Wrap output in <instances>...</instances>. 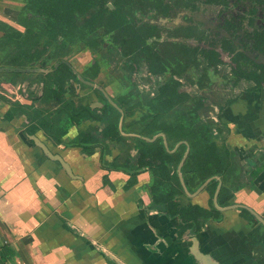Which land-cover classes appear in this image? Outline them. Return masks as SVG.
Here are the masks:
<instances>
[{"label":"crops","instance_id":"obj_1","mask_svg":"<svg viewBox=\"0 0 264 264\" xmlns=\"http://www.w3.org/2000/svg\"><path fill=\"white\" fill-rule=\"evenodd\" d=\"M2 14L12 25V11ZM18 77L0 73V264H201L192 252L194 241L199 254L216 264H264V99L240 101L222 114L239 187L228 206L213 200L220 213L201 219L199 231L179 236L178 219L152 205L150 173H140L131 184L116 168L135 158L130 139L108 141L100 155L99 147L84 152L78 139L99 134L96 121L76 123L61 114L53 130L35 129L49 116L51 103L19 98ZM39 88V83L29 87ZM17 102L41 113L36 119L8 116ZM254 108L261 109L259 115ZM175 202L178 208L210 207L206 185Z\"/></svg>","mask_w":264,"mask_h":264},{"label":"trees","instance_id":"obj_2","mask_svg":"<svg viewBox=\"0 0 264 264\" xmlns=\"http://www.w3.org/2000/svg\"><path fill=\"white\" fill-rule=\"evenodd\" d=\"M109 1L114 2L27 0L22 7L25 15H20L18 19L19 24L24 28L23 32L0 22V73L9 75L13 72L8 71V68L22 69L33 65L39 70L32 73L24 72L22 80L29 77L28 82H32L21 90V94L34 101L46 100L51 103L50 109H52L47 113L49 116L42 119L38 127L36 123L35 129L53 130L54 119L61 114L68 115L69 119L76 123L86 119L103 123L104 127L99 134L95 136L82 134L78 138L84 152L91 153L94 148L99 147L100 155H103L102 150L105 148V145H101L100 138L113 141L118 136L119 113L107 101L95 110L92 107L76 106L72 100H65L63 96L66 92V84L74 75L65 67V63L61 60L62 56L76 45L94 49L97 44L94 34L101 25L108 33L123 34L127 31L128 34L131 33L130 37L136 34L128 39L122 37L118 40L122 54H125L126 50L137 53L146 50L148 61L158 56L146 38L137 33L138 31L130 29L121 18L116 16L118 11L109 9L106 4ZM151 32L150 30L148 33ZM192 49L198 50L197 47ZM207 51H201L206 64L209 66L220 64L216 52ZM55 59L60 60L58 66H50V61ZM48 68L51 71H46ZM172 73L175 74V71L173 70ZM231 73L232 77L237 74L233 68ZM199 80L205 78L200 76ZM33 83L40 85L35 92L29 89ZM160 95L161 109L155 108L154 101L150 103L153 107L151 127L142 131L140 136L133 138L137 152L135 158H130L122 167L116 168L129 175L131 184L137 181L140 173L144 171L150 173L152 179L148 187L152 205L157 207L159 213L178 219L177 231L181 236L188 230L199 231L203 220L220 213L213 204L219 183L221 186L216 194L217 204L221 207L230 204V199L239 187L234 185L236 153L226 143L229 132L227 127L223 124L222 129L219 127L221 125L214 127L207 116L203 118L197 113V108L185 109L183 102L188 95L175 89L171 81L162 85ZM4 98L5 101L8 100ZM236 99L237 97L234 96L226 99V102L219 106V112H223ZM121 103L127 105L122 100ZM57 104L58 107H55ZM174 106L178 107L180 115L187 112L193 114L186 118H164L163 114ZM29 108L20 102L14 103L8 110V116L20 113L34 118L30 115ZM35 112L41 113L37 110ZM204 184L209 193V209L191 204L178 208L175 202L178 197L193 193Z\"/></svg>","mask_w":264,"mask_h":264},{"label":"flooded vegetation","instance_id":"obj_3","mask_svg":"<svg viewBox=\"0 0 264 264\" xmlns=\"http://www.w3.org/2000/svg\"><path fill=\"white\" fill-rule=\"evenodd\" d=\"M111 1L114 2L106 3L109 9L118 11L116 16L146 38L158 56L148 61L146 50H140L139 53L126 50L122 54L118 40L122 37L128 39L131 33H108L101 25L94 34V40L97 41L94 49L76 45L61 60L74 75L66 84L63 98L72 100L76 106L95 110L105 101L109 102L119 113L117 137L134 141L133 138L151 127L153 107L150 103L154 101L155 108L161 109L160 89L169 81L175 89L188 95L183 102L185 107L188 105L185 109L197 108L198 114L203 118L207 116L216 128L221 125V129L222 124L227 127L222 122V114L232 105L252 98L264 99V0H213V3L205 0ZM19 15L20 12L13 20L21 29L15 28L14 22L12 25L2 19L0 22L23 32ZM150 30L152 32L149 34ZM202 50L216 52L220 64H206ZM77 52H88L90 57L89 64H85L81 71L71 62V58L80 54ZM116 58L122 60L121 66L117 64ZM59 61H50V66H58ZM49 68L46 71H51ZM232 68L237 72L233 77ZM21 70L13 71L19 76L17 95L28 100L21 94V90L29 83V77L22 80L23 74L39 69L31 65ZM200 76L205 80L200 81ZM84 88L92 91L93 100L90 104L84 105L80 101L84 98L79 96ZM144 90L146 92L143 95ZM233 96L237 97L236 101L219 112V106ZM121 100L127 105H122ZM260 111V108H254L253 113L259 115ZM192 114L187 112L180 115L178 107L174 106L163 116L173 119L186 118ZM98 123L102 130L104 124ZM100 140L101 145L110 141ZM133 147L136 150L135 143ZM204 185L186 195H197ZM220 186L219 183L217 193Z\"/></svg>","mask_w":264,"mask_h":264},{"label":"rangeland","instance_id":"obj_4","mask_svg":"<svg viewBox=\"0 0 264 264\" xmlns=\"http://www.w3.org/2000/svg\"><path fill=\"white\" fill-rule=\"evenodd\" d=\"M26 1L27 0H0V9L2 12H6L7 14L10 13L11 11H13L12 12L13 16H15L18 12H20V15H25V12L22 10V7L26 3ZM2 12H0V18H2L5 21H7L9 18H11V17H9V15L6 16V15L2 14ZM9 22H11V20ZM12 22H14L15 28H20L19 25L17 26V23L14 20ZM77 53H80V52H77ZM72 55H77V54H72ZM0 57H1V53H0ZM71 59H72L71 62L74 65V67H76L77 70L81 71L84 68L85 64H89L90 57L88 56V52H81L75 58L73 57ZM116 62L118 65L121 66V64H122L121 59L116 58ZM140 89L143 90V88H140ZM145 92L146 91L144 90L143 95L145 94ZM79 96H82L84 98L86 97L88 101H90L91 98H93L92 91L87 90L86 88L83 89L82 93ZM187 106L185 108H187ZM30 112H31L30 115L33 116L34 118H36L39 115V113H36L35 110H31ZM50 126H52V125H50ZM131 141L133 142V144L135 143V141H133V140H131Z\"/></svg>","mask_w":264,"mask_h":264},{"label":"water","instance_id":"obj_5","mask_svg":"<svg viewBox=\"0 0 264 264\" xmlns=\"http://www.w3.org/2000/svg\"><path fill=\"white\" fill-rule=\"evenodd\" d=\"M8 71H23L21 69H11L9 68ZM31 139L35 142V144L37 146L40 147V149L43 151V153L48 157V158H52L53 156L50 154V152L48 151L47 147L42 144L41 142H39L34 136L31 137ZM217 193V191H216ZM214 202L216 204V194H215V197H214ZM196 242L194 241V247L192 248V252H193V255L195 256L196 260L200 261L201 264H216L211 258L210 256H206V255H203V254H199L197 248H196Z\"/></svg>","mask_w":264,"mask_h":264}]
</instances>
